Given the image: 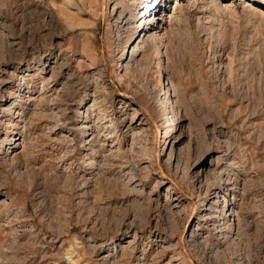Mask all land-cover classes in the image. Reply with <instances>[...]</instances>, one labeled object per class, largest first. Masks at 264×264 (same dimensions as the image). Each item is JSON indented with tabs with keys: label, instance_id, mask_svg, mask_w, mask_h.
Listing matches in <instances>:
<instances>
[{
	"label": "rangeland",
	"instance_id": "1",
	"mask_svg": "<svg viewBox=\"0 0 264 264\" xmlns=\"http://www.w3.org/2000/svg\"><path fill=\"white\" fill-rule=\"evenodd\" d=\"M152 1L0 0V264H264V0Z\"/></svg>",
	"mask_w": 264,
	"mask_h": 264
},
{
	"label": "bare ground",
	"instance_id": "2",
	"mask_svg": "<svg viewBox=\"0 0 264 264\" xmlns=\"http://www.w3.org/2000/svg\"><path fill=\"white\" fill-rule=\"evenodd\" d=\"M163 1L164 0H156V2H154V0H153L152 2L147 3V5L145 7L141 8V10L136 15L125 16L123 18V21L120 22L123 25L122 27H126V26L130 27L134 23L140 22V24L135 27V35L140 36L141 34H143V36H142V39H143L145 36H147L146 32H148V31L145 30V26L148 25L147 24L148 20L150 23L153 22L150 19L153 15H151L150 13L151 12H157L159 10V8L161 7V4L163 3ZM141 43L142 42L140 41V43L137 45V48H139Z\"/></svg>",
	"mask_w": 264,
	"mask_h": 264
}]
</instances>
